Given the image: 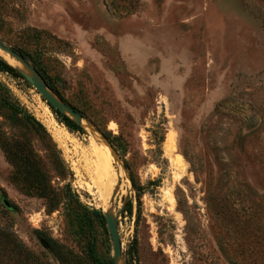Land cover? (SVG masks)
I'll list each match as a JSON object with an SVG mask.
<instances>
[{"label":"rangeland","instance_id":"374dc122","mask_svg":"<svg viewBox=\"0 0 264 264\" xmlns=\"http://www.w3.org/2000/svg\"><path fill=\"white\" fill-rule=\"evenodd\" d=\"M0 41L84 131L0 71V264L112 260L105 214L131 264H264V0H0Z\"/></svg>","mask_w":264,"mask_h":264},{"label":"water","instance_id":"95a60500","mask_svg":"<svg viewBox=\"0 0 264 264\" xmlns=\"http://www.w3.org/2000/svg\"><path fill=\"white\" fill-rule=\"evenodd\" d=\"M0 51L8 55L11 59H13L15 62L19 64L20 68H17V67H13V68H15L22 75L24 80L35 91H37V93L45 100L46 103L52 106L59 113L69 116L71 121H73L74 123H76L82 128L81 124L83 122V117L78 112H76L71 107H69L67 104L62 102L49 89L44 79L41 77V75L37 72V70L33 66H31L20 54L15 52L11 47L5 45L1 41H0ZM106 142L109 145V147L112 149V147L110 146L107 140ZM3 203L5 207H8V204L5 201ZM104 220L106 223L110 242L112 245L113 264H117L119 260L122 261V264H127V261L123 257V254H122L121 243H120L118 231H117V222L115 218L111 214H105ZM39 243L45 250L49 249L45 241L40 240Z\"/></svg>","mask_w":264,"mask_h":264},{"label":"trees","instance_id":"16d2710c","mask_svg":"<svg viewBox=\"0 0 264 264\" xmlns=\"http://www.w3.org/2000/svg\"><path fill=\"white\" fill-rule=\"evenodd\" d=\"M15 52H17L18 54H20L26 61H28V58L26 57L25 54H23L22 52L12 48ZM34 68L39 72V74L43 77V79L46 81L47 80V76H46V73L44 72V70L40 69L39 67L33 65ZM0 71L3 72V73H7L8 75L16 78V79H20L22 80L26 85H28V83L24 80V78L22 77V75L15 69L13 68L12 66H10V64H8L1 56H0ZM48 84V83H47ZM49 85V84H48ZM49 88L50 90L57 96V93L56 91H54V89H52L49 85ZM43 101H45L43 99ZM46 105L50 108V110L60 119V121L65 125V127L70 131V132H73V133H78V134H84V131L83 129L77 125L76 123H74L73 121H71L70 119H68L65 115L59 113L58 111H56L52 106H50L48 103H46ZM103 137L106 139L105 135H103ZM107 140V139H106ZM109 143V141H108ZM110 144V143H109ZM110 146L112 147V145L110 144ZM0 148L6 153V155L12 159L13 158V154L11 153L9 147H8V144L5 143L4 141H1L0 139ZM131 181V185L133 187V189L135 191H140L141 189L139 187H136L133 180L130 179ZM7 208V207H6ZM9 208V207H8ZM124 211L128 212V213H131V203H128L127 206L124 208ZM95 212V211H94ZM98 215V217L100 219H102L101 215L98 214V213H95ZM43 241H45V243L48 245V248L49 250L57 257V259L60 261V255H58V253L56 252L55 248L50 246L48 244V242L44 239H41ZM130 255V254H129ZM128 255V256H129ZM91 260H92V263L93 264H113L112 260H108V261H100L94 254L91 255ZM133 259H130V256H129V260L127 262V264H131Z\"/></svg>","mask_w":264,"mask_h":264},{"label":"bare ground","instance_id":"6f19581e","mask_svg":"<svg viewBox=\"0 0 264 264\" xmlns=\"http://www.w3.org/2000/svg\"><path fill=\"white\" fill-rule=\"evenodd\" d=\"M0 53H1V52H0ZM2 55H3V53H2ZM18 67L20 68V66H18ZM18 67H17V68H18ZM24 72H25V71H24ZM25 73H26V72H25ZM168 199L171 201V196H170V197H168ZM117 264H122V261H121V260H119Z\"/></svg>","mask_w":264,"mask_h":264}]
</instances>
